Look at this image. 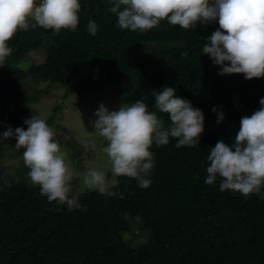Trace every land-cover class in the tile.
Returning <instances> with one entry per match:
<instances>
[{
	"label": "trees",
	"instance_id": "1",
	"mask_svg": "<svg viewBox=\"0 0 264 264\" xmlns=\"http://www.w3.org/2000/svg\"><path fill=\"white\" fill-rule=\"evenodd\" d=\"M80 4L75 32L55 34L37 27L10 41L12 52L0 63V129L27 130L23 107L30 101L17 100L11 91L30 76L93 94L100 87L131 82V91L116 90L123 103L142 100L150 111H157L152 92L172 87L202 111L204 132L196 147L177 148L173 138L166 146L153 144L148 188L116 177L110 189L123 199L87 190L77 197L78 209L49 202L39 187L29 190L23 180L0 173V264H264V199L221 192L219 178L215 185L205 183L209 149L221 140L231 146L241 117L260 107L264 78L219 75L220 66L202 53L218 21L188 30L166 20L145 32L122 30L109 0ZM90 21L98 27L94 36ZM38 51L44 54L42 64L31 65L26 73L17 68L28 53ZM185 51L187 57L181 55ZM89 64L97 69L95 76L75 85ZM213 107L224 113L220 124ZM157 115L169 124L167 114ZM15 142L0 136V155ZM133 228L147 232V240L136 245L125 240Z\"/></svg>",
	"mask_w": 264,
	"mask_h": 264
},
{
	"label": "clouds",
	"instance_id": "2",
	"mask_svg": "<svg viewBox=\"0 0 264 264\" xmlns=\"http://www.w3.org/2000/svg\"><path fill=\"white\" fill-rule=\"evenodd\" d=\"M110 11L117 14L122 30L145 32L156 28L162 21L188 30L198 24L218 21L202 48L203 55L221 68L219 75L243 74L246 80L264 78V0H109ZM80 0H0V63L11 54L10 41L20 31L37 27L59 34L62 30L75 32L79 24ZM88 31L96 35L95 22L88 23ZM187 57V51L181 54ZM155 109L170 118L166 126L157 111H150L142 100L122 104L118 111H109L103 104L94 113L92 122L99 136L107 141L103 152L111 163L114 177H127L148 188L152 180L153 144L166 146L170 138L176 147H196L204 132V115L190 101L176 95V90L165 86L153 91ZM260 107L240 120V129L231 146L218 141L209 149L207 185L220 180V191L241 193L264 199V98ZM217 113V124L224 113ZM24 128L10 126L0 136L15 138L17 150L23 149V161L30 170L31 182L40 188V194L49 202L80 208L78 198L70 196L74 170L67 153L62 151L56 133L38 115L26 119ZM83 185L100 195L113 197L122 193L110 189L108 177L102 171L88 170Z\"/></svg>",
	"mask_w": 264,
	"mask_h": 264
},
{
	"label": "rangeland",
	"instance_id": "3",
	"mask_svg": "<svg viewBox=\"0 0 264 264\" xmlns=\"http://www.w3.org/2000/svg\"><path fill=\"white\" fill-rule=\"evenodd\" d=\"M44 61L42 51L30 52L21 61L17 68L26 73L31 65H40ZM97 69L89 64L85 67L75 85L81 79H91L95 76ZM75 88V89H74ZM133 83L120 82L112 84L107 88H97L96 94L83 92L79 93L76 86L69 88L57 84L39 82L28 76L20 86L11 92L17 100L24 101L28 97L29 103L23 107L27 119L38 115L45 121L54 115L49 126L56 133V139L61 144L62 151L67 153L74 170V178L71 181L72 192L70 196L79 197L87 189L83 185V175L90 169L105 173L110 185L114 184L116 177L111 173V163L106 153L103 152L106 140L99 136L92 122L96 119L94 113L103 104L109 111H118L123 103L122 95L117 89L132 90ZM61 108L55 114L54 106ZM6 130L0 129V134ZM17 141L5 148L0 155V173L8 180L19 178L24 181L25 186L32 190L38 186L34 185L29 176L30 171L23 161V149L15 148ZM148 233L138 228H133L131 233L124 235V239L132 245L145 242Z\"/></svg>",
	"mask_w": 264,
	"mask_h": 264
}]
</instances>
